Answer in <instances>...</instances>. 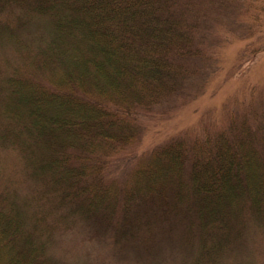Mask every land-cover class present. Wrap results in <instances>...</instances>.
I'll use <instances>...</instances> for the list:
<instances>
[{"label":"trees","instance_id":"16d2710c","mask_svg":"<svg viewBox=\"0 0 264 264\" xmlns=\"http://www.w3.org/2000/svg\"><path fill=\"white\" fill-rule=\"evenodd\" d=\"M220 1L0 0V264H60L48 245L65 218L143 256L159 231L197 240L190 264H225L251 222L264 227L257 117L172 137L118 173L206 55ZM5 152L35 184L23 197Z\"/></svg>","mask_w":264,"mask_h":264},{"label":"rangeland","instance_id":"374dc122","mask_svg":"<svg viewBox=\"0 0 264 264\" xmlns=\"http://www.w3.org/2000/svg\"><path fill=\"white\" fill-rule=\"evenodd\" d=\"M209 12L213 33L206 42V55L172 104L164 109L160 105L148 115L141 146L120 155L125 164L118 173L127 170L128 162L130 168L135 165L137 154L172 137L190 140L205 130L221 131L233 117H257L264 129V0H221ZM2 155L4 173L24 183L13 188L21 197L31 192L30 185L35 184H26L29 179L24 172L21 175L17 154ZM87 226L72 218L54 224L48 252L60 264H190V249H198L199 244L194 240L182 248L170 233L159 231L148 245L158 241L161 247L143 256L131 243L117 245L108 236L93 239ZM231 248L225 264H264V227L251 222Z\"/></svg>","mask_w":264,"mask_h":264}]
</instances>
